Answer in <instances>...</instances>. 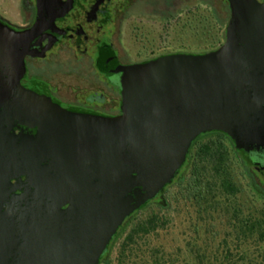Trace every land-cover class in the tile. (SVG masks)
Listing matches in <instances>:
<instances>
[{"label": "water", "instance_id": "water-1", "mask_svg": "<svg viewBox=\"0 0 264 264\" xmlns=\"http://www.w3.org/2000/svg\"><path fill=\"white\" fill-rule=\"evenodd\" d=\"M224 43L122 66L121 115L70 111L20 84L26 43L0 22V264H97L125 219L222 131L264 145V0H227Z\"/></svg>", "mask_w": 264, "mask_h": 264}, {"label": "rangeland", "instance_id": "rangeland-1", "mask_svg": "<svg viewBox=\"0 0 264 264\" xmlns=\"http://www.w3.org/2000/svg\"><path fill=\"white\" fill-rule=\"evenodd\" d=\"M28 1L0 0V17L14 25L26 24ZM119 2L127 13L120 29L122 49L129 62L155 57L161 53L199 54L219 48L224 43L227 24L217 21L216 16L222 17L219 0ZM45 66L43 70L54 76H62L65 71L67 74L72 73L73 79L76 77V62L68 57L53 58ZM60 103L68 107L66 102ZM220 138L225 146L226 166L231 170L239 187L234 198L217 189L214 199L205 203L207 207L203 209L195 201L182 195V184L189 177L195 159L192 157L180 176L164 192L163 196L170 198L169 206L160 207L159 200H156L136 213L112 242L110 252L102 264H121L128 235L139 221L154 213L159 217V226L155 232L136 238L134 244L126 247L124 257H127L129 264H140L144 257L145 261H151L157 254L166 261L172 259L175 264H185L184 260L190 251L194 254L206 252L209 257L224 236L229 241H234L230 242L231 253L238 255L239 248L236 246L235 232L229 225L230 214L226 211V205L230 201L239 200L250 208H264V179H258L247 169L230 138ZM215 141H218L216 133L201 136L193 145L192 153L201 144L213 147ZM213 153L208 152L202 156V165L209 171V178L214 174L216 158ZM249 249L256 250L254 246ZM218 251L222 252V248Z\"/></svg>", "mask_w": 264, "mask_h": 264}, {"label": "flooded vegetation", "instance_id": "flooded-vegetation-1", "mask_svg": "<svg viewBox=\"0 0 264 264\" xmlns=\"http://www.w3.org/2000/svg\"><path fill=\"white\" fill-rule=\"evenodd\" d=\"M220 9L223 11L221 6ZM27 14L24 25H14L0 17L18 34L43 23L41 31L25 45V72L20 84L39 99L70 111L109 118L120 116L122 96L117 84L120 68L180 53L127 61L120 29L127 13L119 0H29ZM62 57L76 62L74 79L70 72L54 76L43 70L49 60ZM62 101L68 107L62 106ZM239 151L250 171L258 179H264V145Z\"/></svg>", "mask_w": 264, "mask_h": 264}, {"label": "trees", "instance_id": "trees-1", "mask_svg": "<svg viewBox=\"0 0 264 264\" xmlns=\"http://www.w3.org/2000/svg\"><path fill=\"white\" fill-rule=\"evenodd\" d=\"M224 1L225 0H219V5L223 9L221 15L222 17L216 16V18L218 22H226L227 24L230 11L229 4L225 1V5ZM0 22L4 24V22H2L1 20ZM216 49L203 53L212 52ZM210 133L218 134V141H215L214 146L211 147L208 144H201L196 149V152L192 153L193 145L198 140V138L205 134H208V132L201 134L192 142L187 157L183 165L180 167L178 173L156 197L146 202L143 206L134 211L125 219V221L119 227L115 236L111 240L110 244L108 245L106 252L97 264H102L103 262H105L106 257L110 252L112 242L116 239L121 230H123L124 226L136 213L156 200H159L158 202L160 207L163 205H165V207L169 206L170 198L163 196L164 192L166 188L180 176L182 170L191 161L192 157H195V159L193 160L189 177L186 179V182L182 184V195L186 196L189 199H192L201 207H203V209L204 207H207L205 206V203H208L209 200L214 199L217 189H220L224 194L234 198V196L239 191V187L234 179L231 170L226 166V156L224 152L225 146L223 145L220 138L228 136L221 131H213ZM235 151L241 158L242 162L245 164V158L242 152H240L239 149L236 148V146ZM208 152H214L213 155L216 158L215 165L213 167L214 174L212 175V178L208 177L209 171L207 172V168L205 167V165H202V161L204 159L202 156L206 155V153ZM245 166L247 167V169H249L246 164ZM226 206V211L230 214L229 225L231 226L233 232H235V242L237 248H239L238 255H232L230 249V242L232 240L229 241V238L227 236H224L218 243L215 252L212 253L209 257L207 256L206 252H195L194 254L190 251L189 254H187V259L184 260L185 264H264V208H250V206H247L245 202H240L239 200L230 201ZM158 223L159 217L156 213H154L149 215L147 218L139 221L135 225L132 232L127 237L125 248H123V258L121 259V264H129L128 260L126 259L127 257H124L126 247H128L130 244H134L136 242V238L146 236L151 232H155L159 226ZM250 246H254L256 250L251 251L249 249ZM220 247L222 248V252L218 251ZM211 256L213 257L212 259ZM153 258L154 259H152L151 261H145L144 257V259L141 260L140 264H175L174 260L167 259L166 261L164 257H159L158 254Z\"/></svg>", "mask_w": 264, "mask_h": 264}]
</instances>
